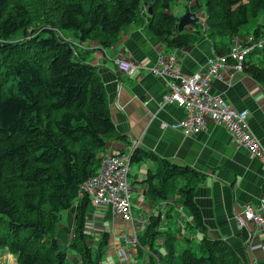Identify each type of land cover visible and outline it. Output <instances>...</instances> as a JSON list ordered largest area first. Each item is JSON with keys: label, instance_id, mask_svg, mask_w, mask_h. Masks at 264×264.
Returning <instances> with one entry per match:
<instances>
[{"label": "trees", "instance_id": "trees-1", "mask_svg": "<svg viewBox=\"0 0 264 264\" xmlns=\"http://www.w3.org/2000/svg\"><path fill=\"white\" fill-rule=\"evenodd\" d=\"M177 0H0V250L17 264H66L68 250L81 264H101L109 234L95 248L89 245V198L78 200L80 186L97 175L99 154L117 137L104 85L95 68L82 63L73 44L58 32H69L79 42H96L109 49L120 41L124 27L141 22L144 4L153 3L150 31L170 48H186L203 36L199 23L178 32L172 13ZM206 36L219 54L242 28L264 13V0H201ZM253 35L264 39V21ZM66 36V35H65ZM258 64L246 62L244 72L264 86V50ZM255 55V53L253 54ZM253 55H250L252 57ZM141 149L131 157L140 162ZM164 198L176 191L191 213L196 228L205 233L201 210L194 202L200 174L188 167L163 162ZM76 207V208H75ZM75 211L70 246L62 249L57 231L64 212ZM157 222L139 236L142 247L157 254ZM175 238H165V256L150 264H243L221 240L203 239L198 251L176 254ZM159 255V254H158Z\"/></svg>", "mask_w": 264, "mask_h": 264}, {"label": "crops", "instance_id": "crops-1", "mask_svg": "<svg viewBox=\"0 0 264 264\" xmlns=\"http://www.w3.org/2000/svg\"><path fill=\"white\" fill-rule=\"evenodd\" d=\"M176 4L185 6L183 11L177 10V5L172 7V13L179 19L187 7L198 18L205 15L198 0H177ZM140 15L141 22L126 26L120 41L112 48L105 49L96 42H79L76 38L72 42L76 57L95 68L100 77L116 127L117 137L107 143L99 158L103 159L109 152L128 156L134 142L141 144L139 153L142 160L131 163L129 177L133 187L134 225L115 218L109 209L96 210L92 205V212L89 213L87 233L91 236L90 231L94 230L96 240L104 233L109 234L101 264H150L151 258L158 259L148 247H132L124 240L133 231L139 239L152 222L159 223V231L165 237L170 234L175 238L178 259L185 250L197 252L205 238L227 243L243 264H264L262 252L250 250L252 244L264 243V234L256 233L252 224L240 229L235 219L245 206L257 205L264 200V162L243 149H237L229 133L210 122L205 131L191 137L184 136L180 131L163 129L162 123L171 124L185 117L184 110L174 103L162 108L158 106L168 91L163 80L147 70L130 77L120 73L115 66L116 59L125 58L138 66L153 68L159 55L177 53L179 71L189 76L205 67L215 50L214 43L202 36L190 47L170 48L150 31V16L145 8ZM260 17L254 22L256 29L264 21ZM190 31L193 30L188 28L187 32ZM246 36L254 35L240 33L235 37ZM218 41L226 46V54L232 40L224 37ZM261 60L262 56L257 52L249 56L247 62L258 64ZM212 87L214 94L221 96L231 108L249 112L250 128L264 146V86L245 72L228 70L223 80L214 81ZM163 162L188 167L200 174L194 202L201 210L205 233L196 228L191 213L176 191L168 189L164 198L150 192L148 180L153 181L155 188L161 189L158 176L166 169ZM75 211L73 208L62 215L56 234L62 247L64 240L73 238L75 219L71 224L69 217H75ZM154 245L161 256L166 255L162 239H157ZM68 251L66 264H81L76 253Z\"/></svg>", "mask_w": 264, "mask_h": 264}, {"label": "built area", "instance_id": "built-area-1", "mask_svg": "<svg viewBox=\"0 0 264 264\" xmlns=\"http://www.w3.org/2000/svg\"><path fill=\"white\" fill-rule=\"evenodd\" d=\"M199 24L206 29V16L199 18ZM264 50V39L255 36L235 37L226 54L212 51L205 67L192 75H184L178 69V54L159 55L153 68L136 65L125 58L115 60L116 69L127 76L147 70L159 77L168 89L158 106L176 104L184 110L185 117L171 124L162 123L163 129L180 131L184 136H195L207 129V123L223 127L231 136L234 146L243 149L264 162V146L252 132L249 125V112L231 108L221 96L214 94L212 85L223 80L228 70L244 72L250 55ZM140 142L130 147L128 156L109 152L102 160L101 167L94 177L80 186L78 200L89 198L96 210L109 209L115 218L134 225L132 214L133 187L129 182L131 157L139 150ZM240 229L252 224L256 233L264 234V200L257 205H247L235 216ZM125 244L140 247L135 231L124 237ZM250 250H259L264 256V243L251 245Z\"/></svg>", "mask_w": 264, "mask_h": 264}, {"label": "rangeland", "instance_id": "rangeland-1", "mask_svg": "<svg viewBox=\"0 0 264 264\" xmlns=\"http://www.w3.org/2000/svg\"><path fill=\"white\" fill-rule=\"evenodd\" d=\"M198 3H200V5L202 6V2H201V0H198ZM177 4H175V6H176ZM177 10H180V11H183L184 10V8H185V6L183 7L182 5H177ZM202 9H203V7H202ZM204 10V9H203ZM262 15V14H261ZM204 16H206V15H204ZM260 19L261 20H263L264 19V14L260 17ZM256 20H252L248 25H246V26H244L243 28H242V30H241V34H245V33H251V34H253L254 33V31H255V29H256V25L254 24V22H255ZM192 27V26H191ZM191 27H189V28H191ZM126 27H124L123 28V30L125 29ZM186 29H188V28H186ZM185 29V30H186ZM123 30H122V32H123ZM204 31V33H203V36H206V29L204 28L203 29ZM122 32H121V34H120V38H121V35H122ZM194 30L193 31H190V33L191 34H194ZM59 33V35L63 38V39H65L66 41H68L70 44H72V42H74V40H76L75 38H74V35L73 34H70L69 32H58ZM189 33V32H188ZM189 33V34H190ZM66 35V36H65ZM114 47V46H113ZM253 55V54H252ZM254 56V55H253ZM103 160V159H102ZM101 160V161H102ZM132 165H134V164H132ZM131 167V166H130ZM76 208V207H75ZM71 212V211H70ZM73 217V216H72ZM71 216L69 217V220L71 221V224H73V221L72 220H74L75 219V217H73L72 218ZM157 224H159V223H157ZM95 226V225H94ZM97 226V225H96ZM90 227H92V226H90ZM74 228H75V222H74ZM74 228L72 229V234L74 233ZM156 230H158V232H160L159 231V225H158V227H157V229ZM67 232V231H66ZM90 233H91V236H90V241H89V245L91 246V247H93V248H95L96 249V247H97V245H98V242H99V240H100V238H98V240H96V236H94L93 235V233L95 234V231L94 230H92V231H90ZM161 234H160V237H158V239L160 238V239H162V244L164 245V242H165V236L162 234V232H160ZM70 233H68V235H69ZM64 243H62V245H63V247L62 248H67V247H69L70 246V244H71V242H72V240H71V237H69L68 239H67V241L66 240H64L63 241ZM64 248V249H65ZM163 248H164V246H163ZM148 250H149V252H151L152 254H154L151 250H150V248L148 247ZM0 251H2V250H0ZM9 253L7 252V251H5L4 253H2V252H0V264H14L13 263V261H14V259H11V254L10 255H8ZM159 254V255H158ZM161 253H157V254H154V256L156 255L157 257H158V259H156V261L158 262V260L160 259V255ZM16 260V259H15Z\"/></svg>", "mask_w": 264, "mask_h": 264}, {"label": "water", "instance_id": "water-1", "mask_svg": "<svg viewBox=\"0 0 264 264\" xmlns=\"http://www.w3.org/2000/svg\"><path fill=\"white\" fill-rule=\"evenodd\" d=\"M144 8L147 15L151 16L153 14V3L144 4ZM197 23H199V18L195 13L191 12L189 7H187L184 15L179 19L178 32L182 33L186 28H189Z\"/></svg>", "mask_w": 264, "mask_h": 264}, {"label": "bare ground", "instance_id": "bare-ground-1", "mask_svg": "<svg viewBox=\"0 0 264 264\" xmlns=\"http://www.w3.org/2000/svg\"><path fill=\"white\" fill-rule=\"evenodd\" d=\"M11 259H14V258L11 256ZM13 263L15 264V259H14Z\"/></svg>", "mask_w": 264, "mask_h": 264}]
</instances>
